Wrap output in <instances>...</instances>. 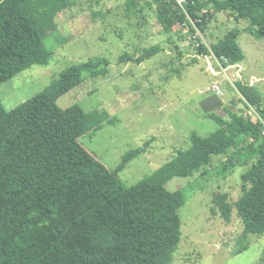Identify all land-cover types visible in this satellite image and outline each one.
I'll return each instance as SVG.
<instances>
[{"label": "trees", "instance_id": "obj_1", "mask_svg": "<svg viewBox=\"0 0 264 264\" xmlns=\"http://www.w3.org/2000/svg\"><path fill=\"white\" fill-rule=\"evenodd\" d=\"M76 1L0 0V84L32 66L49 64L52 51L46 41L57 29V17ZM139 1L125 2L127 15ZM155 3L164 30L180 25L191 36L198 32L197 49L210 48V54L229 65L245 58L236 41L239 31L228 32L207 48L201 40L212 13H230L235 21L249 23L250 35L264 39V0H186L183 8L174 0ZM158 50L143 49L133 61L141 64ZM123 56L132 61L129 54ZM106 64L96 58L72 65L10 111L0 103V264L170 263L181 240L179 212L186 198L181 190L168 191L166 184L200 171L202 177L208 175L213 156L226 155L221 175L247 166L241 175L244 203L251 212L264 207V111L259 98L249 94L251 86L235 83L246 98L245 107L257 108L260 115L252 120L242 110L230 113L238 141L212 151L193 132L187 149L177 150L170 161L129 187L119 173L144 149L128 152L109 170L79 143L97 125L95 117L78 106H57L59 98L88 77L105 76ZM206 118L221 128L228 125L214 114ZM225 199L220 195L213 203L229 222L232 206Z\"/></svg>", "mask_w": 264, "mask_h": 264}, {"label": "rangeland", "instance_id": "obj_2", "mask_svg": "<svg viewBox=\"0 0 264 264\" xmlns=\"http://www.w3.org/2000/svg\"><path fill=\"white\" fill-rule=\"evenodd\" d=\"M126 1L77 0L57 17V29L46 41L52 51L49 64L32 66L0 84V103L10 111L42 92L68 67L105 59V76L88 77L59 98L57 106H78L95 117L97 125L87 129L79 143L109 170L128 152L144 149L119 173L130 187L170 161L177 150L187 149L191 133L213 151L238 141L230 113L242 110L252 120L259 118L257 108L245 107L246 98L235 83L251 86L249 94L259 98L264 111V39L250 35L248 22H237L230 13H212L204 45L208 48L238 30L236 41L245 57L236 68L215 76L219 69L210 48L196 49L187 27L164 30L155 0H140L129 15ZM212 8L210 3L208 10ZM154 46L159 48L154 56L141 64L133 61ZM125 54L132 61L124 59ZM238 68L240 79L234 76ZM214 82L222 95L211 90ZM208 114L228 125L221 128L206 118ZM225 160L226 155L213 156L208 175L202 177L200 171L166 184L170 192L181 190L186 203L179 212L180 243L172 261L163 264H264V207L251 212L244 203L241 175L247 166L218 174ZM220 195L232 206L229 222L213 203Z\"/></svg>", "mask_w": 264, "mask_h": 264}, {"label": "built area", "instance_id": "obj_3", "mask_svg": "<svg viewBox=\"0 0 264 264\" xmlns=\"http://www.w3.org/2000/svg\"><path fill=\"white\" fill-rule=\"evenodd\" d=\"M176 2V4L180 7V8H183V4L186 2V0H174ZM199 36L200 37V34L197 32V34L195 36H192V38L195 40L196 37ZM202 41V40H201ZM203 43V41H202ZM204 44V43H203ZM194 47L197 49L199 47V44L196 43L194 45ZM211 56L213 57V59L217 62L218 64V69H219V72L214 74L215 76L220 74V73H227V71L229 69H234L237 67V65H229L228 64V61L226 59H218L216 58L213 54H211ZM239 70L234 74L235 77H237L238 79H240V75H239V72H240V68H238ZM211 90L216 94V95H222V91L220 89V85L218 82H214L212 87H211Z\"/></svg>", "mask_w": 264, "mask_h": 264}]
</instances>
